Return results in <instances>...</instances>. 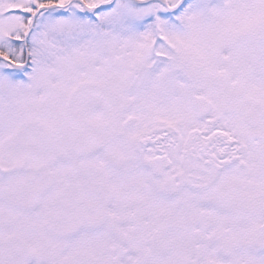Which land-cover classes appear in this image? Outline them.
<instances>
[{
    "label": "snow or ice",
    "instance_id": "6c2138e0",
    "mask_svg": "<svg viewBox=\"0 0 264 264\" xmlns=\"http://www.w3.org/2000/svg\"><path fill=\"white\" fill-rule=\"evenodd\" d=\"M0 264H264V0H0Z\"/></svg>",
    "mask_w": 264,
    "mask_h": 264
}]
</instances>
